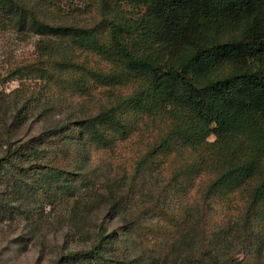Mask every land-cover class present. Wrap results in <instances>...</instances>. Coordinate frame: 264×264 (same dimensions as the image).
Segmentation results:
<instances>
[{
	"label": "trees",
	"instance_id": "1",
	"mask_svg": "<svg viewBox=\"0 0 264 264\" xmlns=\"http://www.w3.org/2000/svg\"><path fill=\"white\" fill-rule=\"evenodd\" d=\"M102 6L107 40L100 25L64 21L42 1L0 0L2 24L39 37L34 61L11 75L39 77L76 100L39 101L41 115L60 116L8 139L2 174L66 192L74 179L65 160L76 152L78 174L94 176L76 205L109 202L140 242L138 257L117 264H264V0ZM125 84L131 94L115 91ZM148 116L165 130L119 163ZM107 238L99 235L94 254Z\"/></svg>",
	"mask_w": 264,
	"mask_h": 264
},
{
	"label": "rangeland",
	"instance_id": "2",
	"mask_svg": "<svg viewBox=\"0 0 264 264\" xmlns=\"http://www.w3.org/2000/svg\"><path fill=\"white\" fill-rule=\"evenodd\" d=\"M36 1H42L50 10L60 8L59 16L64 21L100 25L101 37L107 40L109 34L103 23L106 15L102 0ZM4 19L0 16V160L6 152L8 139L16 141L30 137L60 116L41 115L45 104L37 108L39 101L76 102L73 96L56 85L50 88L39 77L11 75L14 67L34 61L39 37L17 31L9 23L2 24ZM94 61L98 60L91 57V62ZM115 88L118 93L127 95L134 89L128 84ZM142 123L145 134L138 130L134 135H143L146 140L137 143L134 136L124 145V150L122 147L119 163L128 165L130 162L125 156L130 155L131 149L147 148L152 140L159 139L155 135L167 126L161 117L148 116ZM208 139L213 141L215 135L211 134ZM77 157L74 152L70 160H65L67 172L74 179L72 188L66 192L55 191V186H43L42 189L40 185L31 184L28 189L23 180L13 184L2 174L4 169L0 167V264H117L114 259L140 255V242L125 232L124 217L115 214L109 202L97 201L91 205L85 202L92 201L83 199L76 205L77 195L86 191V181L94 177L90 172L78 174L84 170L85 163ZM102 228L108 238L101 252L94 254L91 248L99 235L104 234ZM76 251L81 253L72 258L71 253Z\"/></svg>",
	"mask_w": 264,
	"mask_h": 264
}]
</instances>
